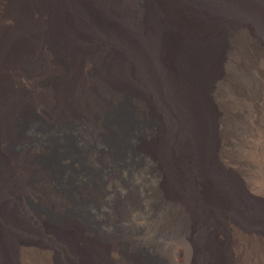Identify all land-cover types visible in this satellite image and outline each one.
<instances>
[{
	"label": "bare ground",
	"instance_id": "6f19581e",
	"mask_svg": "<svg viewBox=\"0 0 264 264\" xmlns=\"http://www.w3.org/2000/svg\"><path fill=\"white\" fill-rule=\"evenodd\" d=\"M125 104L118 156L87 153ZM169 252L264 264V0H0V264Z\"/></svg>",
	"mask_w": 264,
	"mask_h": 264
},
{
	"label": "rangeland",
	"instance_id": "374dc122",
	"mask_svg": "<svg viewBox=\"0 0 264 264\" xmlns=\"http://www.w3.org/2000/svg\"><path fill=\"white\" fill-rule=\"evenodd\" d=\"M124 108L125 109L127 108V110L129 111L128 112V123H125V127L123 128L124 132H123L122 136L124 137V140L122 141V139H123L122 136H121L122 139L121 138H113L108 133L103 131L100 128L101 126H99L100 123L102 124V126L113 124L118 119L117 116L119 114H116V112L112 111V112H107L105 114H102L101 116L95 115L96 119L98 121V123H97L98 125L95 126V128L92 130V132L93 131H95V132L89 134L92 137V139L89 140L90 136H87V139H88L87 144H86L87 147H85L87 153H90L91 151H93L95 153H96V151H101L103 153L102 158L109 163L112 161V159L114 157L118 156L119 148L125 142L126 138L139 127L138 123H140V121L138 122L139 119L137 120V117L134 118L132 116L131 107L129 105L125 104L124 107H122V110H125ZM116 109L117 108H115V110ZM34 113L36 114V112H34ZM85 117H87V116H85ZM140 120H142L141 122H144L145 126H147V124L149 123L147 121L148 119L146 117L141 118ZM35 126L38 127L37 129H39L43 132L49 133L51 130V128L49 126H47V125L44 126L40 123H36L33 119H29V121L27 123H25V125L23 126L22 133L27 134ZM76 128L77 127L75 125V129ZM67 143L70 144V146H72V148L75 152H79V153L81 152L79 146L74 143V139H69L67 141ZM74 144H75V146H74ZM62 146H63V143L61 144V142L59 140H55L53 143V151H54L53 158H46V157H43V158L39 157L38 158L37 157L36 159H33L34 161H36L39 164L41 163V164L45 165L46 167L49 166L50 169L52 170L54 178L59 182L58 184H60V185H61L60 179H61V177H63L64 172L66 173V172L70 171L71 174H74L73 170L71 171L70 169H67V168L64 169L62 166H59L56 164V159L59 155V152H60ZM83 149H84V147H83ZM61 187H63V185H61ZM66 191L67 192L69 191L71 196L74 195V192H72L71 188H67ZM135 253L137 255H140V256L143 255L139 250H135ZM168 262H169V264H175V260L172 256V254H170V252L168 255ZM153 264H160V263L156 260L155 261L153 260Z\"/></svg>",
	"mask_w": 264,
	"mask_h": 264
}]
</instances>
